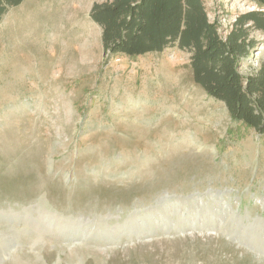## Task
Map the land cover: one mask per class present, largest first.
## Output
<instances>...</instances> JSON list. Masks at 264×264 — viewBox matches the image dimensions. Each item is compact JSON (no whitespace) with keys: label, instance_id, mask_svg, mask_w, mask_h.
Returning a JSON list of instances; mask_svg holds the SVG:
<instances>
[{"label":"rangeland","instance_id":"obj_1","mask_svg":"<svg viewBox=\"0 0 264 264\" xmlns=\"http://www.w3.org/2000/svg\"><path fill=\"white\" fill-rule=\"evenodd\" d=\"M108 1L27 0L37 42L0 32V264H264V135L177 45L107 51ZM202 1L223 38L261 10ZM250 33L244 78L264 64Z\"/></svg>","mask_w":264,"mask_h":264},{"label":"trees","instance_id":"obj_2","mask_svg":"<svg viewBox=\"0 0 264 264\" xmlns=\"http://www.w3.org/2000/svg\"><path fill=\"white\" fill-rule=\"evenodd\" d=\"M22 1L0 0V16ZM251 1L261 10L239 16L225 38L202 0H112L95 5L91 18L113 55L160 53L173 45L190 52L194 82L223 102L234 120L264 135V64L245 78L239 72L255 48L250 31L264 33V0Z\"/></svg>","mask_w":264,"mask_h":264},{"label":"crops","instance_id":"obj_3","mask_svg":"<svg viewBox=\"0 0 264 264\" xmlns=\"http://www.w3.org/2000/svg\"><path fill=\"white\" fill-rule=\"evenodd\" d=\"M26 1L27 0H23L17 6L7 7L5 13L0 16V27L3 26V30L1 29L0 32L9 33V38L13 41H17L18 45H21L22 41L25 39L37 42V39L35 37L36 35L34 33L39 32L34 31L36 28L38 30L40 28L37 18L32 14L29 15L28 13H26ZM92 21L95 24L99 25L93 19ZM28 33H30L31 35H28Z\"/></svg>","mask_w":264,"mask_h":264},{"label":"water","instance_id":"obj_4","mask_svg":"<svg viewBox=\"0 0 264 264\" xmlns=\"http://www.w3.org/2000/svg\"><path fill=\"white\" fill-rule=\"evenodd\" d=\"M259 252H260L261 254H264V251L259 250Z\"/></svg>","mask_w":264,"mask_h":264}]
</instances>
